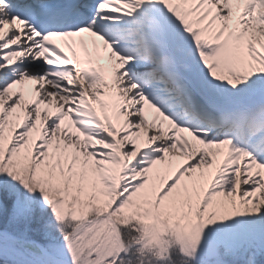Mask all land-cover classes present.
I'll list each match as a JSON object with an SVG mask.
<instances>
[{
  "label": "snow or ice",
  "instance_id": "snow-or-ice-1",
  "mask_svg": "<svg viewBox=\"0 0 264 264\" xmlns=\"http://www.w3.org/2000/svg\"><path fill=\"white\" fill-rule=\"evenodd\" d=\"M0 264H264V0H0Z\"/></svg>",
  "mask_w": 264,
  "mask_h": 264
}]
</instances>
